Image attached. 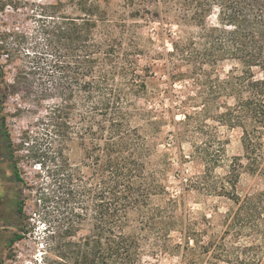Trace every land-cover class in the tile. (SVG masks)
<instances>
[{"label":"trees","instance_id":"obj_1","mask_svg":"<svg viewBox=\"0 0 264 264\" xmlns=\"http://www.w3.org/2000/svg\"><path fill=\"white\" fill-rule=\"evenodd\" d=\"M49 8L52 58L34 56L30 75L43 80L34 101L48 98L51 105L22 145L4 118L0 128L15 191L9 202L0 196V206L13 210L8 247L40 232L46 252L58 254L56 264H149L145 246L156 256L182 229L187 264H242L244 253L247 264H264L256 251L264 244L197 250L187 216L175 213L177 200L159 180L163 155L150 141L162 122L138 105L158 73L171 84L191 81L195 95L174 121L178 143L189 141L204 167L190 187L233 201L235 225L261 217L264 191L243 197L237 186L243 170L264 173V0H56ZM153 24L157 30L144 33ZM27 75L18 70L14 87L28 84ZM4 77L0 72V82ZM221 127L241 130L243 158L227 156ZM75 142L79 159L70 154ZM22 148L27 155L18 157ZM19 160L36 168L33 183Z\"/></svg>","mask_w":264,"mask_h":264},{"label":"rangeland","instance_id":"obj_2","mask_svg":"<svg viewBox=\"0 0 264 264\" xmlns=\"http://www.w3.org/2000/svg\"><path fill=\"white\" fill-rule=\"evenodd\" d=\"M55 4L56 0H0V72H4L5 75L0 82V100L3 103L0 128L4 118L5 127L17 146L22 145L24 134L35 129L38 120L46 115V109L51 105V99L48 98H43L41 103L34 101L35 97H40L44 93L41 87L43 80L40 75L31 77L30 73L34 65V56H40L43 61L52 58L46 29L49 16L53 15L49 7ZM156 30L157 24H153L146 28L144 33L150 35ZM157 49L161 51L162 47ZM228 69L226 66L225 70ZM18 70L28 73V84L15 88ZM180 71L186 72L187 69L182 68ZM45 84L49 87L50 83L45 80ZM194 95L195 90L191 81L183 80L171 84L162 73H158L155 78L149 79L148 92L138 102L139 106L152 111L162 122V133L157 139L150 141L156 146L158 156L163 155L158 163L161 172L159 180L168 187L177 200L176 208L173 207L175 213L183 218L187 216L199 243L196 245L197 250L201 251L205 247L218 249L223 242L229 241H234L242 247L256 248L257 245L264 244V208L260 211L261 217L255 221H244L235 225L232 218L237 208L233 201L190 187L198 182L204 167L202 163L193 159V145L189 141L183 139L182 143H178L174 121L183 119L182 103L188 96ZM177 128L181 131L180 126ZM220 131L228 144L227 156L230 159L243 158L241 130L221 127ZM2 150L0 136V196L9 202L15 191L12 169L5 156L1 154ZM70 154L73 158L79 159L80 150L77 142L71 146ZM17 155L25 156L27 152L22 148ZM18 163L21 175L29 183H33L36 168L27 161L19 160ZM243 164L248 165L247 160L244 159ZM242 172L237 186L239 195L245 197L264 191V173L253 174L246 170ZM217 174L223 175L224 171L218 169ZM165 204L166 200L155 201V205ZM34 212L33 203L27 200V216L34 217ZM12 214L13 210L8 206H0V264H56L61 261L58 254L46 252L43 246L45 241L40 232L38 235L30 232L24 240L8 247L14 228L6 220ZM184 242L182 229L173 231L167 239L169 250H160L155 256L151 254L152 250L148 243L145 249L149 252L145 254L144 260L149 264H187L182 259ZM190 245L193 246V243ZM256 251L264 255V250ZM44 257L48 259L45 260ZM248 257V254H243L242 264H247L245 259ZM202 264L211 263L206 260Z\"/></svg>","mask_w":264,"mask_h":264}]
</instances>
